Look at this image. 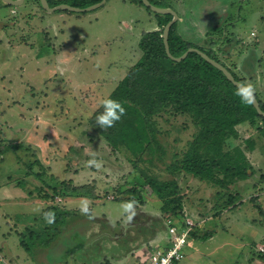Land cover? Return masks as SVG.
Listing matches in <instances>:
<instances>
[{"label":"rangeland","instance_id":"obj_1","mask_svg":"<svg viewBox=\"0 0 264 264\" xmlns=\"http://www.w3.org/2000/svg\"><path fill=\"white\" fill-rule=\"evenodd\" d=\"M171 2L182 13L179 32L212 47L264 99V0ZM153 29V11L128 0L72 12L46 10L38 0L13 7L0 0V147L10 145L0 153V264H137L139 247L150 255L167 230L165 201L139 186L148 178L177 180L198 224L216 214L203 228L213 235L191 236L182 264H255L249 256L260 252L252 248L264 244V154L255 157L260 168L251 183L223 189L169 170L197 131L187 114L156 117L167 153L138 164L89 122L140 58L142 34ZM259 123H247L250 134L240 129L229 146L253 158L247 140L264 149ZM93 158L99 167L88 164ZM83 199L93 218L80 213ZM49 211L56 216L51 225L43 215Z\"/></svg>","mask_w":264,"mask_h":264},{"label":"trees","instance_id":"obj_2","mask_svg":"<svg viewBox=\"0 0 264 264\" xmlns=\"http://www.w3.org/2000/svg\"><path fill=\"white\" fill-rule=\"evenodd\" d=\"M38 1L41 3V0ZM48 1L51 6L69 3L87 7L101 0ZM129 1L153 11L143 0ZM150 1L159 7H173L171 0ZM153 13L158 21V29L142 34L139 40L140 58L107 97L123 102L126 114L114 127L103 129L96 123V117L104 110L101 106L93 113L89 122L115 151L125 150L130 154V160L138 164V161L153 162L157 154L162 157L167 153L166 146L159 138L156 117L166 111L187 114L193 118L197 131L189 141L182 159L172 164L169 170L176 175L187 172L208 181L212 186L228 189L231 184L249 178L254 172L245 150L240 146H229L231 139L240 138V124H264V116L254 104L242 103L240 97L235 95L238 86L199 52L191 51L182 60L170 56L163 34L166 25L173 19V14ZM178 14L182 17L179 12ZM179 22L180 19L172 25L168 37L174 57L184 55L191 47L199 48L224 64L237 80L248 84L218 57L212 47L206 48L187 40L178 30ZM255 95L264 110V100L256 91ZM247 142L248 147L254 148L253 142ZM9 146L0 147V153H5ZM145 185H149L151 193L165 201L163 210L166 216L179 218L188 212L184 197L179 193L177 180L148 178L146 184H139ZM191 235H196V227Z\"/></svg>","mask_w":264,"mask_h":264},{"label":"clouds","instance_id":"obj_3","mask_svg":"<svg viewBox=\"0 0 264 264\" xmlns=\"http://www.w3.org/2000/svg\"><path fill=\"white\" fill-rule=\"evenodd\" d=\"M255 91L256 89L252 84H243L238 86L235 95L240 97L242 103L252 105L255 102ZM102 106L104 110L96 117V123L103 129L114 127L116 122L120 121L127 111L123 102L113 98L104 99ZM93 156H95V153H93ZM88 164L99 167V162L94 158L90 159ZM90 204L91 202L88 199H83L79 206L80 213L93 218ZM123 209L126 213H129L127 219L130 222L135 216L134 203L128 202L124 204ZM43 215L47 224L51 225L55 223L56 216L54 212H44Z\"/></svg>","mask_w":264,"mask_h":264},{"label":"built area","instance_id":"obj_4","mask_svg":"<svg viewBox=\"0 0 264 264\" xmlns=\"http://www.w3.org/2000/svg\"><path fill=\"white\" fill-rule=\"evenodd\" d=\"M189 211L181 217L167 215L166 225L168 231L167 246L151 250L146 253L143 259L137 264H177L185 257V248L197 222ZM0 259H2L0 249Z\"/></svg>","mask_w":264,"mask_h":264},{"label":"water","instance_id":"obj_5","mask_svg":"<svg viewBox=\"0 0 264 264\" xmlns=\"http://www.w3.org/2000/svg\"><path fill=\"white\" fill-rule=\"evenodd\" d=\"M5 3L13 5V6H19L21 4H23V2L25 0H3ZM107 0H101L95 4L89 5L87 7H79V6H74L71 5L69 3H60L57 4L55 6H51L48 0H41L43 7L46 10L49 11H57V10H68V11H90V10H95L99 7H101L103 4H105ZM144 4L147 7H150L153 11L159 12V13H171L173 14V19L168 22V24L166 25L165 29H164V40H165V44H166V49L167 52L170 56H172L173 58L177 59V60H182L183 58H185L189 52L191 51H197L199 52L204 58H206L210 63H212L214 66L218 67L219 69H221L226 76L237 86L239 85H243L244 83H242L241 81L237 80L236 77L234 76V74L231 72V70H229L224 64H222L221 62L217 61L216 59L212 58L211 56H209L207 53L203 52L202 50H200L199 48L196 47H191L188 49L187 52H185L184 55L180 56V57H174L171 54L170 51V45H169V31L172 27V25L178 21L179 19V14L178 12L173 8V7H159L156 6L155 4H153L150 0H143ZM255 107L257 108L258 112L264 116V110L262 109L260 102L257 98V96L255 95V102H254Z\"/></svg>","mask_w":264,"mask_h":264},{"label":"crops","instance_id":"obj_6","mask_svg":"<svg viewBox=\"0 0 264 264\" xmlns=\"http://www.w3.org/2000/svg\"><path fill=\"white\" fill-rule=\"evenodd\" d=\"M108 1V0H107ZM106 1V2H107ZM127 1V0H126ZM129 1V0H128ZM106 2H105V4H106ZM131 2V1H130ZM132 3V2H131ZM105 4H103V5H105ZM102 5V6H103ZM181 14V16H182V13H180ZM263 89V88H262ZM259 91H261L262 93H263V95H264V89H263V91L262 90H259ZM257 92V91H256ZM259 95H260V93L259 92H257ZM262 95V94H261ZM260 95V96H261ZM262 98V97H261ZM263 99V98H262ZM264 100V99H263ZM251 125V124H250ZM250 125H248L247 123H243V124H240L239 126H238V130H239V133H240V137H241V132H240V129H243V130H246L247 132V135H249L250 134V130L249 129H252V127L250 126ZM246 126V129H244V127ZM251 133H253V132H251ZM247 135H245V137H248ZM254 141H256V140H254ZM259 146V147H258ZM264 149H262L261 148V146H260V144H257L255 147H254V149L252 150V155H250V156H252L253 158H251L250 159V162L252 163V165H253V167L255 168H260V166H258V165H255L256 164V160H255V157H258L259 155H258V153L260 152L262 155L264 154ZM248 154V153H247ZM249 157V156H248ZM258 166V167H257ZM253 176V175H252ZM249 178H252L251 176L249 177ZM249 178H247V179H245V180H240V182H242V181H247L248 180V183H251L250 182V179ZM248 183H247V185H248ZM236 196V195H235ZM230 197H233L232 199L230 198ZM230 197L228 198L229 199V201H231V203L233 202V203H235V197H234V195L233 194H231L230 195ZM230 207H236V206H230ZM195 216L197 215V214H195V213H193ZM216 214L215 213H213V215L212 216H210V217H208L207 219H204V220H200V222H199V224L196 226V235H191L192 236V238H194V237H202V233H205V234H207L208 236L210 235V236H212L213 234H212V232L211 231H207V232H203V228L204 227H206V225L205 224H207V222H208V220L209 219H212L213 218V216H215ZM168 236H169V234H168V231L166 230L165 232H164V234H161V235H159L158 237V241L156 242V246L154 245V247H153V249H155V248H158V247H165V246H167V240H168ZM191 238V239H192ZM191 239H190V241H189V245H187V247L188 246H191L192 244V241H191ZM253 246V245H252ZM186 247V248H187ZM185 248V249H186ZM252 248V247H251ZM261 248H264V244H261V243H259L258 245H254V247L252 248V250H254V251H258V252H260V253H264V250H261ZM198 249V248H197ZM139 250L142 252V254L143 255H145L147 252L145 251L144 252V248H140L139 247ZM194 252V251H193ZM259 253V255H258V257L256 258V256L255 255H251V256H249L253 261H252V263H255V264H264V255H262V254H260ZM193 256H194V258L196 257L195 256V252L193 253ZM138 257H141V255H140V253H139V256ZM256 261V262H255ZM140 262V261H139ZM177 264H182V261L181 262H179V263H177Z\"/></svg>","mask_w":264,"mask_h":264}]
</instances>
